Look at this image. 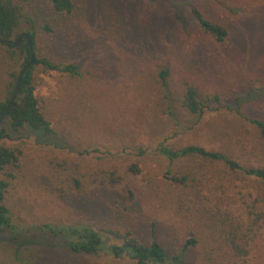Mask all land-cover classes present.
<instances>
[{
	"label": "rangeland",
	"instance_id": "374dc122",
	"mask_svg": "<svg viewBox=\"0 0 264 264\" xmlns=\"http://www.w3.org/2000/svg\"><path fill=\"white\" fill-rule=\"evenodd\" d=\"M18 1V0H17ZM20 2V0H19ZM71 13L49 0H26L19 32L35 31L37 53L79 65V74L34 73L40 107L55 134L9 129L1 142L18 161L0 179L4 203L23 230L43 223H83L107 232H132L161 242L166 264H264V224L231 243V223L247 225L264 211V181L224 163L159 151L198 144L222 150L243 165H264V136L251 119L264 120V0H73ZM193 7L228 28L217 42L204 32ZM48 26V28H47ZM0 99L9 72L25 57L10 59L0 45ZM172 71L177 95L186 82L219 95L199 122L178 124L162 105L158 74ZM138 171H133V168ZM188 175L180 184L172 176ZM264 219L261 218L260 223ZM0 231V264H137L129 257L74 252L61 238ZM194 238L193 244L186 245ZM19 250V253L17 252Z\"/></svg>",
	"mask_w": 264,
	"mask_h": 264
},
{
	"label": "trees",
	"instance_id": "16d2710c",
	"mask_svg": "<svg viewBox=\"0 0 264 264\" xmlns=\"http://www.w3.org/2000/svg\"><path fill=\"white\" fill-rule=\"evenodd\" d=\"M26 0H0V39L3 41H10L6 44L0 42V45L6 47V52L10 59H14L17 54H22L25 57L22 67L30 59V46L27 39L24 37L20 43L12 46L11 42H17L23 32H19L22 22L26 16L25 6L22 4ZM52 7L58 12L71 13L74 8L73 0H49ZM195 18L200 24L201 28L207 34L211 35L217 42H225L230 32L224 25L213 22L199 11L198 8L192 9ZM48 28V26H47ZM33 41L36 57L25 72L19 94L16 100L9 106V102L14 91L19 72L10 71V81L7 86V97L0 99V118L8 109V114L0 126V173L5 172L11 165L18 161V153L16 149L7 146L1 142L5 138L10 137L9 129L13 131H20L28 127L34 133L42 137H48L55 134V129L51 121L43 113L39 99L35 93V69L37 66H42L46 71H62L72 75L79 74V65L70 62L63 63L50 59L47 56H39L37 53V34L35 31H26ZM1 60V59H0ZM22 69V68H21ZM172 71L170 68L162 69L158 74V82L164 91V95L160 97L162 105L167 104V111L178 124L179 118L185 115H190V126H195L207 109H210L213 104H219V95H211L209 93H202L199 87L193 82H186L183 90L177 95V92L171 85ZM251 122L261 131L264 136V120L251 119ZM9 127V129H8ZM159 151L171 161L178 160L184 157L202 158L211 162L224 163L229 169L233 171H242L247 176H252L264 181V165H243L238 159L231 154L222 150H211L198 144H188L183 147H171L165 142L159 145ZM133 171L138 170L134 167ZM189 176H172L171 179L180 184H186ZM8 182L0 179V231H7L11 237L18 240L23 233H41L47 237L61 238L67 245L76 253L87 254H109L116 258L129 257L137 262V264H166L168 262L167 250L164 245L153 240L151 243H145L132 232L121 233L116 230L108 229L107 232L115 238L121 240V243H111L108 240V235L102 231L95 229L91 225L83 223H43L40 225H33L27 230L18 228L12 219L10 208L4 203ZM255 217L253 221L245 225L242 222L231 223L230 235L231 243L237 252L246 254L244 246L236 240H244L248 237L249 232L260 230L263 223H260L261 218L264 219V211L253 212ZM195 239L191 238L187 242V246L195 243ZM247 239L245 244L247 243ZM19 253V250L17 249Z\"/></svg>",
	"mask_w": 264,
	"mask_h": 264
},
{
	"label": "water",
	"instance_id": "95a60500",
	"mask_svg": "<svg viewBox=\"0 0 264 264\" xmlns=\"http://www.w3.org/2000/svg\"><path fill=\"white\" fill-rule=\"evenodd\" d=\"M26 38L28 43H29V46H30V51H31V54H30V59L29 61L22 67V69L19 71V75L17 77V81H16V85H15V88H14V91L12 93V96H11V99H10V102H9V106H11V104L16 100L18 94H19V91H20V86H21V82H22V78L25 74V72L30 68V66L32 65L35 57H36V54H35V50H34V44H33V41L30 37V35L26 32H23L18 41L17 42H11V45L14 46L16 45L17 43H20L21 40L23 38ZM0 42H5L6 44L10 43V41H3L0 39ZM8 114V109H6V111L3 113L2 117L0 118V126L2 125L4 119L6 118Z\"/></svg>",
	"mask_w": 264,
	"mask_h": 264
}]
</instances>
